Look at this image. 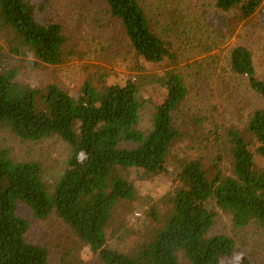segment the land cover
I'll return each instance as SVG.
<instances>
[{
	"label": "trees",
	"instance_id": "1",
	"mask_svg": "<svg viewBox=\"0 0 264 264\" xmlns=\"http://www.w3.org/2000/svg\"><path fill=\"white\" fill-rule=\"evenodd\" d=\"M111 16L121 22L139 57L152 64L174 61L170 44L153 30L139 0H104ZM264 0H217V8L240 7L242 20L252 18ZM230 26H226V29ZM0 128L25 142L59 137L71 147L68 168L56 185L48 187L38 162H18L0 150V264H51L47 248L30 243V222L19 215L20 205L36 219L56 215L93 254L107 247V228L117 209L136 200L137 189L126 174L132 169L147 175L164 173L183 132L177 127L188 90L172 71L142 81L97 87L86 81L76 97L57 85L32 87L21 83L15 56H31L37 66L64 62L67 36L56 22L43 23L33 0H0ZM233 71L248 78L253 92L264 98L253 53L237 47L231 53ZM157 83L167 96L155 105L153 127L139 129L147 85ZM227 148L233 170L225 175L200 160H179L176 188L169 196L171 212L165 220L151 208L160 228L135 253L115 251L108 264H221L232 257L235 241L212 236L215 204L232 217L236 229L255 225L264 229V109L249 118L245 131L228 132ZM103 251V252H104ZM242 264H252L246 258Z\"/></svg>",
	"mask_w": 264,
	"mask_h": 264
},
{
	"label": "rangeland",
	"instance_id": "2",
	"mask_svg": "<svg viewBox=\"0 0 264 264\" xmlns=\"http://www.w3.org/2000/svg\"><path fill=\"white\" fill-rule=\"evenodd\" d=\"M33 1L41 22L61 24L68 41L64 62L57 66H37L31 56H15L13 66L20 70L17 79L21 83L39 88L57 85L77 97L88 80L100 88L172 71L182 76L188 90L177 122L182 138L173 147L165 172H127L137 197L117 209L106 231L104 252L93 254L56 215L36 219L29 208L20 205L19 215L30 222L27 240L47 248L51 264H108L110 253L132 254L151 240L160 228L150 217L153 206L162 221L169 215V196L176 188L180 159L200 160L225 175L232 173L228 132L245 131L250 116L264 109V98L251 90L248 78L233 71L231 53L240 46L249 49L264 81V3L252 18L242 20L240 7L223 12L217 8V0H139L154 32L170 44L176 56L174 61L152 64L138 56L104 0ZM8 43L9 37L0 38V46L7 51ZM142 96L153 101L142 109L139 122V129L148 133L153 127L154 106L165 101L167 92L152 83ZM2 149L10 151L15 161L40 163L48 187L57 184L71 157V147L59 137L25 142L0 128ZM210 209L217 214L211 235L231 237L236 245L232 257L221 264H242L245 258L252 264H264V229L255 225L236 229L232 217L215 202L210 203Z\"/></svg>",
	"mask_w": 264,
	"mask_h": 264
}]
</instances>
